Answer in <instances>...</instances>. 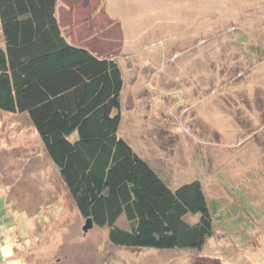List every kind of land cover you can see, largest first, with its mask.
Listing matches in <instances>:
<instances>
[{
  "label": "rangeland",
  "instance_id": "rangeland-1",
  "mask_svg": "<svg viewBox=\"0 0 264 264\" xmlns=\"http://www.w3.org/2000/svg\"><path fill=\"white\" fill-rule=\"evenodd\" d=\"M56 3L70 44L120 66L119 134L170 187L202 182L215 231L200 249L85 232L29 116L0 110V264H264V0Z\"/></svg>",
  "mask_w": 264,
  "mask_h": 264
},
{
  "label": "trees",
  "instance_id": "trees-1",
  "mask_svg": "<svg viewBox=\"0 0 264 264\" xmlns=\"http://www.w3.org/2000/svg\"><path fill=\"white\" fill-rule=\"evenodd\" d=\"M56 2L0 0V110L29 116L78 211L112 244L202 248L219 206L199 179L170 187L119 134L120 66L70 44Z\"/></svg>",
  "mask_w": 264,
  "mask_h": 264
},
{
  "label": "water",
  "instance_id": "water-1",
  "mask_svg": "<svg viewBox=\"0 0 264 264\" xmlns=\"http://www.w3.org/2000/svg\"><path fill=\"white\" fill-rule=\"evenodd\" d=\"M94 226V220L91 217H87L85 219V225L83 226V230L86 232L88 229L92 228Z\"/></svg>",
  "mask_w": 264,
  "mask_h": 264
},
{
  "label": "crops",
  "instance_id": "crops-1",
  "mask_svg": "<svg viewBox=\"0 0 264 264\" xmlns=\"http://www.w3.org/2000/svg\"><path fill=\"white\" fill-rule=\"evenodd\" d=\"M67 6V5H66ZM64 8V7H63Z\"/></svg>",
  "mask_w": 264,
  "mask_h": 264
}]
</instances>
